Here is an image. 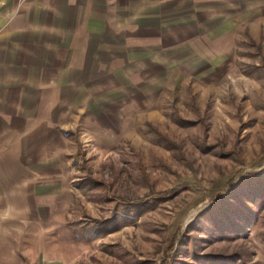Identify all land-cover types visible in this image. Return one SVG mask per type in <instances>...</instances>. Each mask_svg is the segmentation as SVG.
<instances>
[{"label":"rangeland","instance_id":"374dc122","mask_svg":"<svg viewBox=\"0 0 264 264\" xmlns=\"http://www.w3.org/2000/svg\"><path fill=\"white\" fill-rule=\"evenodd\" d=\"M260 12H224L228 33L194 35L154 73L114 80L98 109H77L58 206L27 225L7 224L14 211L0 210V264H202L187 256L192 244L214 260L203 264H264V209L245 238L211 236L199 216L218 194L264 172ZM114 216L117 226L100 234L98 222Z\"/></svg>","mask_w":264,"mask_h":264},{"label":"crops","instance_id":"0c3cea01","mask_svg":"<svg viewBox=\"0 0 264 264\" xmlns=\"http://www.w3.org/2000/svg\"><path fill=\"white\" fill-rule=\"evenodd\" d=\"M236 11L254 16L264 0H0V210L14 211L6 223L51 218L77 109H98L114 80L154 73L194 35L228 33L224 12Z\"/></svg>","mask_w":264,"mask_h":264},{"label":"trees","instance_id":"16d2710c","mask_svg":"<svg viewBox=\"0 0 264 264\" xmlns=\"http://www.w3.org/2000/svg\"><path fill=\"white\" fill-rule=\"evenodd\" d=\"M147 204L144 203L140 207L146 208L147 206L150 208ZM263 209L264 172L259 174L251 173L226 194H218L213 203L209 204L199 216L202 220H209L211 222L212 227L211 225L205 227V223L201 224V226H204L203 229L210 230L211 236L219 237L220 235L230 239L245 238L249 232L256 230L262 225L261 212ZM119 222L118 217L114 216L109 220L98 222L97 229L100 234H106L107 231L116 227ZM192 246L189 248L187 256H192L196 260H205L203 263L214 261L212 257L200 256L195 251L194 244ZM175 258L176 256L173 255L172 259L175 260ZM215 259H219L218 262L221 264H234V260L231 257H224L225 260L219 257Z\"/></svg>","mask_w":264,"mask_h":264}]
</instances>
